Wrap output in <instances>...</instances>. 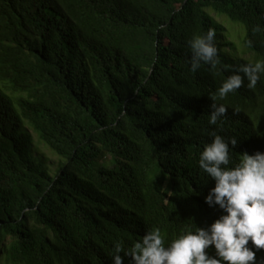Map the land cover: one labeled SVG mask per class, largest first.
<instances>
[{
	"label": "trees",
	"instance_id": "obj_1",
	"mask_svg": "<svg viewBox=\"0 0 264 264\" xmlns=\"http://www.w3.org/2000/svg\"><path fill=\"white\" fill-rule=\"evenodd\" d=\"M209 9L243 25L245 45L264 60V0H0V255L8 262L112 264L117 242L129 249L159 228L167 246L223 214L205 202L215 182L199 153L212 131L238 140L233 163L264 152V75L252 89L245 79L219 102L226 116L208 123L209 94L254 63L218 47L233 42ZM209 29L218 63L192 72L188 42ZM34 132L67 159L55 174L35 153Z\"/></svg>",
	"mask_w": 264,
	"mask_h": 264
},
{
	"label": "clouds",
	"instance_id": "obj_2",
	"mask_svg": "<svg viewBox=\"0 0 264 264\" xmlns=\"http://www.w3.org/2000/svg\"><path fill=\"white\" fill-rule=\"evenodd\" d=\"M254 31H260L259 27ZM215 37V30L209 29L189 40L190 71L196 72L203 65L216 67ZM262 75L264 60L237 68L209 94L213 110L208 123L217 125L226 116L228 109L220 101L239 90L245 79L248 88H255ZM209 135L212 139L199 153L198 166L215 182L205 202L218 205L223 214L206 228L196 227L180 234L167 246L159 228L147 231L129 249L117 242L112 264H123L121 252L131 256L132 264H257V252L264 250V152H244L233 163L230 145L234 148L238 140L226 141L215 131ZM213 248L215 254L210 255L208 250Z\"/></svg>",
	"mask_w": 264,
	"mask_h": 264
},
{
	"label": "rangeland",
	"instance_id": "obj_3",
	"mask_svg": "<svg viewBox=\"0 0 264 264\" xmlns=\"http://www.w3.org/2000/svg\"><path fill=\"white\" fill-rule=\"evenodd\" d=\"M209 12L216 17V19L227 27V31L225 32L226 38L231 40L233 42V48H225L221 46V42H218V47L229 54L233 58L242 57L245 58L251 62H256L258 59L257 52L249 49L245 43V28L241 24H237L234 21H232L227 15L225 14H219L213 11L212 9H209ZM235 23V24H234ZM35 137V153L39 156L45 155L46 161L48 163V166L53 174H55L58 171V165L59 163L66 162L67 159L63 156L58 155L55 153L47 144L43 142L41 139L39 133L34 132ZM0 264H11L8 262L5 254L0 255Z\"/></svg>",
	"mask_w": 264,
	"mask_h": 264
}]
</instances>
